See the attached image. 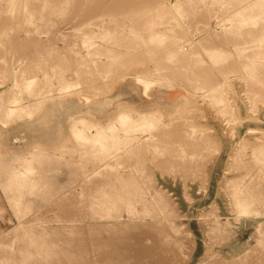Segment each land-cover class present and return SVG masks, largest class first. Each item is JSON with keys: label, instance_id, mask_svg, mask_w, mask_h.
<instances>
[{"label": "rangeland", "instance_id": "1", "mask_svg": "<svg viewBox=\"0 0 264 264\" xmlns=\"http://www.w3.org/2000/svg\"><path fill=\"white\" fill-rule=\"evenodd\" d=\"M0 264H264V0H0Z\"/></svg>", "mask_w": 264, "mask_h": 264}]
</instances>
